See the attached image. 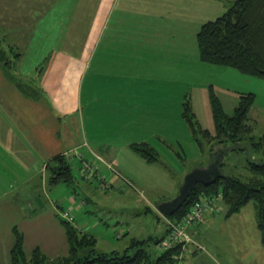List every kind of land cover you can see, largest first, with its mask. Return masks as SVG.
<instances>
[{
	"label": "rangeland",
	"instance_id": "obj_1",
	"mask_svg": "<svg viewBox=\"0 0 264 264\" xmlns=\"http://www.w3.org/2000/svg\"><path fill=\"white\" fill-rule=\"evenodd\" d=\"M102 2L105 0H68L64 21L67 27L62 32H57L58 27L54 32L34 33L28 39L25 34L6 32L3 25L0 28V47L10 59L7 67L22 84L18 85L20 88L17 87L26 92L24 96L48 102L51 106L57 103L64 109L76 105V98L71 96L73 90L77 91L80 87L84 94L78 113L66 115L60 127V147L72 163L75 182L34 188L32 193L19 186L17 192L21 208L25 205L29 214L39 215L34 220H23L19 215L15 220L19 223V228L26 231L24 249L31 257L33 249L39 246L45 255H49L44 264H59V259L69 254L70 245L69 251L64 247L67 243L66 234L62 236L63 244H60L58 231L52 229L53 226L63 224L61 219H65V211L73 216L71 223L81 228L82 232L96 237V244L88 242V246L81 251L82 255L87 253L86 248L94 246L97 251L117 250L121 253L128 251L130 254L144 246L154 256L168 250L161 243L170 233L169 221L173 217L164 215L157 206L162 201L174 198L179 193L186 174L196 167L207 166L213 151L218 147L216 140L211 141L205 135L201 138V143L194 138L182 115L183 104L187 99L191 102L199 126L213 132L212 92L219 97L228 114L234 112L240 95L254 93L255 103L247 120L250 126L247 131L250 133H243L242 138L244 145H250V148L230 149L223 156L222 169L226 173L248 177L251 175L250 161L264 162V151L259 146L253 147V143L258 142L264 133V78L243 73L234 67L205 63L197 56L193 58L192 66H187L190 71L188 79L167 81L164 89L170 93L168 96L152 94L154 90L145 89L149 93L147 102L150 103L145 106L146 113L134 112L139 108V96L134 93L137 92L134 89L124 91L125 94L127 92L121 99L124 104L120 101L112 104L111 93L107 104L105 75L99 79L91 77L96 69V57L92 62L93 71L89 69L90 54L83 56L82 61L77 60V65L73 66L74 60L79 57L77 52L90 51L86 48L89 45L87 32L103 28L99 35L100 38L103 36L104 42L111 33L106 32L120 24L121 20L124 25L145 24L146 21H151L150 24L153 25L163 19L144 15L129 16L127 19L121 6L116 7L111 18L106 19ZM89 4L94 6L93 10H89ZM217 15L218 13L211 19H216ZM146 48L149 49V45ZM100 51L104 52V44L101 42L97 55ZM104 61L101 66L103 71ZM169 61L171 64L166 62L165 70L170 75L175 69L186 71V62L180 63L173 59ZM81 66L84 68L83 78L78 76ZM146 66L147 70H152L153 66ZM68 67L72 68V74L77 75L72 76V80L71 73L70 76L64 73H69L66 70ZM76 77L79 78L74 81ZM93 82L95 92L91 91ZM23 87H29L28 92ZM114 91L116 87L113 88ZM165 100L170 103L172 113L157 114L163 120V125L155 124L149 120L154 115L149 111L154 109L155 104ZM40 114L41 112H36L34 118L40 119ZM138 117H145V123H141L142 127L139 128ZM40 122L45 126V119H40ZM49 122L52 126L51 119ZM152 125L159 128L155 129ZM143 139L158 151L157 160L147 162L137 152L135 146H139ZM37 150L36 146V154L39 153ZM20 169L19 184L25 182L23 176L26 174H22ZM45 174L49 182L48 166ZM27 188L30 189V186L27 185ZM213 196L216 197L213 209L187 229L196 243L191 242L187 252L180 250L181 254L184 252V264H264V258L258 257L256 253L259 234L264 243L257 221L256 202L251 201L236 213L229 214V206L219 193L209 195L206 199L214 198ZM53 208L58 213L57 218ZM211 218L217 219L210 222ZM53 220L56 223L53 224ZM8 230L9 227L7 229L3 224V236H6ZM13 234L16 236L15 232ZM134 239L147 241L133 246ZM5 263L0 256V264Z\"/></svg>",
	"mask_w": 264,
	"mask_h": 264
},
{
	"label": "crops",
	"instance_id": "obj_2",
	"mask_svg": "<svg viewBox=\"0 0 264 264\" xmlns=\"http://www.w3.org/2000/svg\"><path fill=\"white\" fill-rule=\"evenodd\" d=\"M226 1L232 0H105L102 2V7L106 13V19L111 18L115 8L121 6L127 19L129 16L142 17L144 15L157 16L163 20L153 25L150 24L151 21H146V25L141 23L124 25L121 20L120 24L106 32V34L109 31L111 33L104 42H102L103 36L100 38L99 35L103 32V28L95 31L89 30L87 32L89 33V40L87 39L89 45L85 47L90 51L87 53L84 50L77 52L79 57L74 60L73 66L77 65V60L82 61L83 56L90 54L91 66L89 69H92V62L96 57V69L95 71L92 69L91 77L99 79L105 75L107 104H109L110 93L112 104L117 101L124 104L121 101L127 95V92L125 94L124 91L134 89L137 91L134 93H138L139 96L137 98L139 108L134 112L141 114L143 111L146 113L145 106L150 103L147 102L146 97L149 95L145 89L154 90L155 92L152 94L167 95L169 92L164 89L167 81L178 82L188 79L187 76L190 72L187 68L188 64L192 66V60L197 56L200 59L197 33L203 23L214 18L212 16L216 13H218V17L226 10ZM67 3L68 0H0V28L3 25L6 32L25 34L28 39L32 38L34 33L54 32L58 27L59 31L57 32H62L67 27L64 22ZM88 8L93 10L94 6L89 4ZM100 42L104 44V52L100 51V54L97 55ZM142 43L149 45V49ZM170 59L179 60L180 63L186 62V71L175 69L172 75L166 72V62L171 64ZM103 60H105V71L101 69ZM173 64L175 65L176 62ZM146 65L153 66L152 70H147ZM71 69L66 68L69 73L66 71L64 73L70 76ZM83 70L84 68L81 66V70L78 72V76L81 78H83ZM72 76L77 75L71 73V80ZM78 78H74V81ZM94 85L95 82L91 85L92 92L96 91H94ZM115 87L116 91L113 92ZM143 90L145 91L143 92ZM71 96L76 98V105L73 108L64 109L57 103H53L51 106L48 102L35 101L24 96L23 92L11 80L3 67V61L0 60V256L4 258L5 264H12L11 249L16 241V236L13 234L14 228L17 227L23 233L24 238L26 236V231L20 229L19 223L15 220L19 218V215L23 220H34L39 216L35 213L29 214L25 205L21 208V204H18L19 186L25 187L24 191L32 193L34 188L53 185L45 177L47 164L54 156L64 152L60 147L62 120L66 115L78 113L84 94L79 87L77 91L76 89L72 91ZM170 106L167 100L155 104L154 109L149 111L154 114L150 116L152 119L149 120L155 124L163 125V120L157 114L172 113ZM36 112H41L40 119L46 120L45 126L43 122H40V119L34 118ZM112 112L114 113V110ZM139 118H137L139 121L137 128L142 127L141 123H145V117ZM50 119L53 122L52 126L49 124ZM152 126L155 129L159 128L156 125ZM141 142L147 141L143 139ZM36 146L42 157L39 153H35ZM19 168H21L22 174L26 172L23 176L25 182L20 183L21 185L18 182ZM27 185L30 186V189L27 188ZM53 211L57 218V211L54 208ZM213 219L216 221L217 218H211L210 222L214 221ZM15 222L17 223L15 224ZM61 222L62 225L53 226L52 229L58 231L59 242L63 244L62 236L66 234L65 237H67V232L63 219ZM54 223H56L55 220H53ZM3 224L7 226V229L9 227L6 236H3L2 233ZM260 235L256 253H258V257L264 258V243ZM64 247L69 251L68 237ZM36 248L40 249L39 246H36L33 250Z\"/></svg>",
	"mask_w": 264,
	"mask_h": 264
},
{
	"label": "trees",
	"instance_id": "obj_3",
	"mask_svg": "<svg viewBox=\"0 0 264 264\" xmlns=\"http://www.w3.org/2000/svg\"><path fill=\"white\" fill-rule=\"evenodd\" d=\"M197 43L201 61L234 67L243 73L264 78V0L228 1L227 9L221 15L202 24L197 33ZM0 60L3 61V67L11 80L17 86L22 85L7 67L9 56L1 47ZM23 89L28 92L29 87ZM210 99L214 119L213 132L211 129L199 126L200 123L193 114L188 99L183 104L182 115L194 138L201 143V138L205 135L211 141L216 140L217 146H234L238 142L239 147L250 148V145L249 147L244 145L242 138L243 133H247V128H250L247 120L249 111L255 103V94L249 92L240 95L238 105L232 114L226 113L221 100L214 92L211 93ZM256 146L264 151V133L259 137L258 142L253 143V147ZM135 148L147 162L158 159V151L148 142L140 143ZM47 166L50 170L51 184L75 182L73 166L66 154L54 156ZM249 169L251 175L248 177L224 172V175L211 185L199 183L185 204L171 215V218L180 221L204 196L222 193L223 199L229 206V214L236 213L251 201L256 202L259 227L264 237V162L250 161ZM63 222L66 226L70 251L67 256L59 259V264H176V257L181 253L180 245L158 252L156 256L148 252L144 246L139 247L134 254L128 251L121 253L117 250L102 252L97 251L94 246L86 248L87 253L82 255L81 251L88 246V242L96 244V237L82 232L78 226L66 219H63ZM14 230L16 241L11 249L12 264H44L48 256L36 248L29 257L24 249L23 233L17 227ZM146 241L134 239L132 245L144 244ZM158 241L160 242L161 239Z\"/></svg>",
	"mask_w": 264,
	"mask_h": 264
},
{
	"label": "water",
	"instance_id": "obj_4",
	"mask_svg": "<svg viewBox=\"0 0 264 264\" xmlns=\"http://www.w3.org/2000/svg\"><path fill=\"white\" fill-rule=\"evenodd\" d=\"M237 142L234 146H218L212 153V158L207 166L196 167L189 171L179 188V193L172 199L162 201L158 204V209L164 215H173L177 212L187 201L192 192L197 188L199 183L211 185L218 178L224 175L222 169L223 156L228 153L230 149L239 147Z\"/></svg>",
	"mask_w": 264,
	"mask_h": 264
},
{
	"label": "built area",
	"instance_id": "obj_5",
	"mask_svg": "<svg viewBox=\"0 0 264 264\" xmlns=\"http://www.w3.org/2000/svg\"><path fill=\"white\" fill-rule=\"evenodd\" d=\"M219 196L222 197V193H219ZM207 197L208 196L197 201L193 205L188 215L185 216L182 220L169 221L170 233H168V235L161 243V245L165 249H171L180 245L182 246L181 251L187 252L189 250V244L193 241L194 243H196V241L188 234L187 229L189 227H192V225L196 222L202 220L206 213L210 212V210L213 209V203L215 202L216 197L213 196L214 198L206 199ZM63 216L68 221L74 219L73 216H71L67 211L63 212ZM183 253L177 255L176 264H184Z\"/></svg>",
	"mask_w": 264,
	"mask_h": 264
},
{
	"label": "flooded vegetation",
	"instance_id": "obj_6",
	"mask_svg": "<svg viewBox=\"0 0 264 264\" xmlns=\"http://www.w3.org/2000/svg\"><path fill=\"white\" fill-rule=\"evenodd\" d=\"M214 152V151H213Z\"/></svg>",
	"mask_w": 264,
	"mask_h": 264
}]
</instances>
